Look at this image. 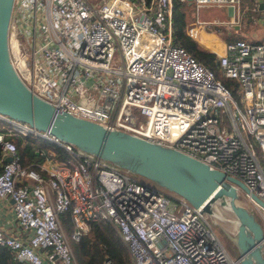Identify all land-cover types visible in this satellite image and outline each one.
<instances>
[{"label":"built area","instance_id":"obj_1","mask_svg":"<svg viewBox=\"0 0 264 264\" xmlns=\"http://www.w3.org/2000/svg\"><path fill=\"white\" fill-rule=\"evenodd\" d=\"M191 3L197 13L185 31L214 53L220 75L175 42L173 0H14L11 60L57 111L181 149L241 178L264 200V40L223 39L215 30L241 28L242 6L262 21L264 8L259 0ZM208 5L228 7V17H202L199 9ZM224 78L236 80L238 96ZM0 118L9 123L0 130V197L13 198L21 231L29 233L25 240L0 228V243L17 264H80L71 240L99 218L116 229L131 264H241L211 215L184 196L49 130L2 113ZM15 130L43 136L67 156L41 151L48 175L24 166L8 136ZM245 195L264 220V205ZM66 210L71 233L61 219ZM104 264L116 263L107 257Z\"/></svg>","mask_w":264,"mask_h":264},{"label":"water","instance_id":"obj_2","mask_svg":"<svg viewBox=\"0 0 264 264\" xmlns=\"http://www.w3.org/2000/svg\"><path fill=\"white\" fill-rule=\"evenodd\" d=\"M259 1L260 8H264V0ZM13 5L14 0H0V113L36 129L49 130L82 150L147 177L210 215L215 214L216 203L229 207L236 216L237 229L234 235L227 233L237 248L241 264H264V226L253 210L239 201V188L262 205L264 200L241 178L174 146L107 127L67 110L57 111L50 101L25 83L10 55L8 33ZM10 159V155L5 157Z\"/></svg>","mask_w":264,"mask_h":264},{"label":"trees","instance_id":"obj_3","mask_svg":"<svg viewBox=\"0 0 264 264\" xmlns=\"http://www.w3.org/2000/svg\"><path fill=\"white\" fill-rule=\"evenodd\" d=\"M190 4L191 3H189V6ZM187 5V1L173 0L174 40L175 42L186 46V48L190 52H192L198 59H200L206 65L212 67L217 73V75H220L218 69L216 68V63L214 61V53L200 47L198 43L185 31V23L187 20ZM238 37L248 38L245 35L236 34L228 36L229 39H235ZM251 39L263 40L264 38ZM224 81L232 88L234 95L238 96V87L236 80L232 78H224ZM8 125L9 124L6 120L0 118L1 131H6ZM8 136L16 141L19 153L21 155V161L24 166L39 168L36 161L40 160V153L37 150L42 148L51 147L54 148L61 156H67L66 152L61 148V146L57 145L56 143L47 138H44L43 136L34 134L33 132L23 133L20 130H15L12 134H9ZM1 159L2 146L0 142V162ZM131 173L137 178H140V176H142L133 172ZM163 188L167 189L165 187ZM255 215L257 219L261 221V219L256 213ZM61 219L67 231L71 233L73 229V219L70 214V211L66 210L62 212ZM261 223L263 224L262 221ZM71 242L80 264H104L105 259L107 257H110L116 264L132 263L129 252L124 243L122 242L118 232L112 226V224L104 218H99L93 221L88 232L83 234L79 240L72 239ZM233 246L231 247V249L233 252H235V244ZM0 264H17L11 249L1 243Z\"/></svg>","mask_w":264,"mask_h":264},{"label":"rangeland","instance_id":"obj_4","mask_svg":"<svg viewBox=\"0 0 264 264\" xmlns=\"http://www.w3.org/2000/svg\"><path fill=\"white\" fill-rule=\"evenodd\" d=\"M187 4L188 5L186 6V17L188 20H190L193 19L197 11L195 9L194 3H191L190 6L189 3ZM241 8L243 11L242 12L243 26L241 28H233L234 29L233 31H236V33L234 32L229 33L228 30L225 28V26L215 27V30L221 34V37L223 39H229L228 36L230 35L232 36V34L245 35L248 38H264V18L262 21H256L254 20V18H250L251 13H255L256 17L258 16V14L255 11L248 9V7L245 6H242ZM199 11H200V15L206 18H213V17L226 18L228 17L229 14L228 7H219V6H211V5L201 6ZM261 15L263 16L264 13H261ZM38 34L41 35L42 37L44 36V32L42 33V30H39ZM140 178L145 181L153 182L152 180L144 176H140ZM169 192L173 193L172 191ZM239 192H240L239 201L243 204L248 205L259 216V218L264 224V220L262 219L258 209L255 206H253L249 198L245 195V190L240 189ZM215 210L216 212L215 214L211 215V219L213 220L217 232L222 237V240L225 243L226 247L229 249V251L233 255H238V251L236 250L235 252L232 251L231 247L234 245V242L227 233L229 232L233 235L236 233L237 222L234 212L229 207L223 206L220 203L215 204Z\"/></svg>","mask_w":264,"mask_h":264},{"label":"crops","instance_id":"obj_5","mask_svg":"<svg viewBox=\"0 0 264 264\" xmlns=\"http://www.w3.org/2000/svg\"><path fill=\"white\" fill-rule=\"evenodd\" d=\"M51 149L55 150L54 148H51V147L50 148H42V149L37 150L40 153V158H39L40 160H38L36 162H37L38 167L42 169V171L45 175H48V171H47L46 167H44L42 165L43 164H45V166L48 165L49 161L46 160L45 154L42 153L41 151L47 152ZM3 157L4 156L2 154V159H3ZM0 228H3L9 234L13 233L14 235L19 236L25 240L29 237V233H27L25 231H21V225L19 224V221H18L17 216L15 214L14 200L10 196L0 197Z\"/></svg>","mask_w":264,"mask_h":264},{"label":"bare ground","instance_id":"obj_6","mask_svg":"<svg viewBox=\"0 0 264 264\" xmlns=\"http://www.w3.org/2000/svg\"><path fill=\"white\" fill-rule=\"evenodd\" d=\"M221 212V211H220ZM223 217V216H222ZM229 219V218H228ZM227 220V219H226Z\"/></svg>","mask_w":264,"mask_h":264},{"label":"flooded vegetation","instance_id":"obj_7","mask_svg":"<svg viewBox=\"0 0 264 264\" xmlns=\"http://www.w3.org/2000/svg\"><path fill=\"white\" fill-rule=\"evenodd\" d=\"M236 247V246H235ZM236 251H237V248H236Z\"/></svg>","mask_w":264,"mask_h":264}]
</instances>
